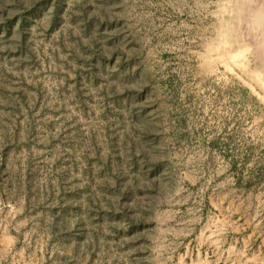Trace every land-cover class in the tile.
I'll return each instance as SVG.
<instances>
[{
	"label": "rangeland",
	"instance_id": "obj_1",
	"mask_svg": "<svg viewBox=\"0 0 264 264\" xmlns=\"http://www.w3.org/2000/svg\"><path fill=\"white\" fill-rule=\"evenodd\" d=\"M0 264H264V0H0Z\"/></svg>",
	"mask_w": 264,
	"mask_h": 264
}]
</instances>
